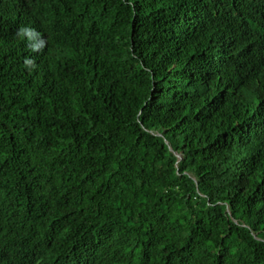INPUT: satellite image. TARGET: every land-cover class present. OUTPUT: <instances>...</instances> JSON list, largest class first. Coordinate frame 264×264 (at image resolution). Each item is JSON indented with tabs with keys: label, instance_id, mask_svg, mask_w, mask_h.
<instances>
[{
	"label": "trees",
	"instance_id": "trees-1",
	"mask_svg": "<svg viewBox=\"0 0 264 264\" xmlns=\"http://www.w3.org/2000/svg\"><path fill=\"white\" fill-rule=\"evenodd\" d=\"M0 264H264V0H0Z\"/></svg>",
	"mask_w": 264,
	"mask_h": 264
}]
</instances>
